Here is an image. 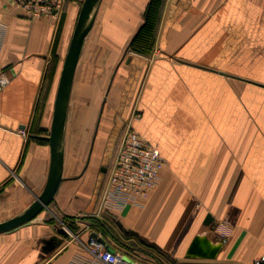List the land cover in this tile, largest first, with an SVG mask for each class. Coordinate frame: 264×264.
<instances>
[{
	"label": "crops",
	"instance_id": "0c3cea01",
	"mask_svg": "<svg viewBox=\"0 0 264 264\" xmlns=\"http://www.w3.org/2000/svg\"><path fill=\"white\" fill-rule=\"evenodd\" d=\"M68 2L53 22L0 0V222L23 212L48 178L45 137L80 11ZM149 2L102 0L93 42L106 58H81L92 27L72 91L76 79L85 85L93 63V77L109 79L107 99L98 116L94 107L80 120L71 148L66 120L64 179L47 208L0 234V264H69L85 252L62 220L86 240L91 216L155 246L160 260L153 264L204 259L186 257L202 232L223 242L218 263L251 264L264 254V0H164L153 52L125 57ZM129 122L167 165L142 206L95 216ZM217 226L230 227L229 236L221 239Z\"/></svg>",
	"mask_w": 264,
	"mask_h": 264
},
{
	"label": "built area",
	"instance_id": "2783aa9c",
	"mask_svg": "<svg viewBox=\"0 0 264 264\" xmlns=\"http://www.w3.org/2000/svg\"><path fill=\"white\" fill-rule=\"evenodd\" d=\"M8 2L14 8L22 10L29 19L59 22L67 0ZM5 81L1 74L0 91ZM166 165L167 162L159 148L148 143L130 122L125 124L113 160L108 167L98 209L94 215L113 214L127 206H142L150 192L159 184ZM70 226L68 222L62 221L63 231L78 241L85 254L73 259L69 264H152L134 253L112 247L107 240L105 243L101 242L98 237L91 235L94 230L83 240ZM216 229L221 239L229 234L227 226H217ZM98 234L102 236L101 233ZM252 264H264V254L254 259Z\"/></svg>",
	"mask_w": 264,
	"mask_h": 264
},
{
	"label": "water",
	"instance_id": "95a60500",
	"mask_svg": "<svg viewBox=\"0 0 264 264\" xmlns=\"http://www.w3.org/2000/svg\"><path fill=\"white\" fill-rule=\"evenodd\" d=\"M101 2L102 0H83L65 55L56 91L51 129L49 135L45 137L51 148L50 168L45 187L23 212L0 222V234L27 223L47 208L55 198L60 183L64 179L65 127L73 81L85 39L95 23ZM212 219V216L208 215L205 224H210ZM91 235L98 237L103 243L106 242V239L99 236L96 231ZM222 248V241L213 240L205 232L197 233L187 249L186 257L216 259Z\"/></svg>",
	"mask_w": 264,
	"mask_h": 264
},
{
	"label": "rangeland",
	"instance_id": "374dc122",
	"mask_svg": "<svg viewBox=\"0 0 264 264\" xmlns=\"http://www.w3.org/2000/svg\"><path fill=\"white\" fill-rule=\"evenodd\" d=\"M82 2L83 0H78L76 3L79 9L81 8ZM68 3L69 2L66 3L65 10L68 7ZM100 20H101V15L99 14L97 22L87 38V42L85 44V48H84L81 58H106L104 50L98 47L99 42L98 43L93 42V39L95 38V34L98 32V29H99ZM156 29H157V26H156ZM156 29L154 32V39H153L154 45L149 54H151L155 48ZM128 53L140 54V53L134 52L130 47H128V49L126 50L125 57L128 56V55L126 56V54ZM149 54H141V55H149ZM82 64H84V61L82 62ZM94 67H95L94 64L91 63V67L89 69L90 71H92V73H91V76L85 80L84 82L85 85L81 84V80L76 79V82L73 87V91L71 93L68 113H67V142L70 148H71V143L77 140V133H78L77 125L79 124L80 120L84 119V117L88 118L89 113H93L94 107H97V110H98L97 116H98L99 110L102 108V104L103 105L105 104L103 102L106 101L107 99L109 79L108 78L107 79L94 78L93 77ZM89 145L90 143L85 144L87 151L89 150L88 149ZM105 222L111 228V231L113 232V236H114L111 238L117 245H119L121 248L123 247L124 249H130L131 251H134V250L139 251L141 253L139 255L141 256L143 260H146L152 264L153 262L156 263V261L158 260L157 258H159L160 255L158 254V251L155 248H152L155 246H152L149 243L147 244V242L142 240L144 241L145 243L144 244L138 238H129V236H127L121 230H119L117 226H115L114 224H110L108 221H105ZM228 225L230 226L231 224H228ZM70 227L72 229V226ZM229 231L231 232V229ZM130 246H132L133 248H131ZM218 262H219L218 259H210V260L198 259V261L194 264H228V263H218ZM229 264H232V263H229ZM236 264H245V263H236Z\"/></svg>",
	"mask_w": 264,
	"mask_h": 264
},
{
	"label": "trees",
	"instance_id": "16d2710c",
	"mask_svg": "<svg viewBox=\"0 0 264 264\" xmlns=\"http://www.w3.org/2000/svg\"><path fill=\"white\" fill-rule=\"evenodd\" d=\"M69 0H67L68 2ZM164 0H150V3L147 8L146 16L144 22L135 33L129 47L137 53L140 54H149L154 45V32L157 26L158 18L160 15V10ZM64 14V13H63ZM63 18V15L61 19ZM91 226L92 229L96 232L101 233V235L109 243L108 236L114 237L113 232L109 225L97 217L91 216ZM117 237V236H116ZM133 248L132 246H130Z\"/></svg>",
	"mask_w": 264,
	"mask_h": 264
}]
</instances>
